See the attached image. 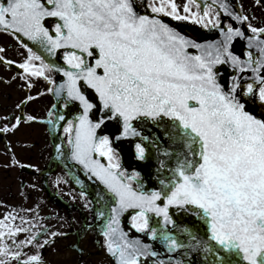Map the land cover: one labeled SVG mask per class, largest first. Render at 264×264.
Wrapping results in <instances>:
<instances>
[{
  "label": "water",
  "instance_id": "95a60500",
  "mask_svg": "<svg viewBox=\"0 0 264 264\" xmlns=\"http://www.w3.org/2000/svg\"><path fill=\"white\" fill-rule=\"evenodd\" d=\"M206 1L223 12L218 1ZM49 19L59 23L60 35L44 27ZM234 42L257 56L256 66L233 52ZM33 48L62 76L57 93L65 91L82 109L73 151L62 162L73 186L102 207L95 227L104 231L110 260L120 247L138 264H183L167 247L175 239L191 264H208L195 250L214 264H264V118L247 105L253 96L239 91L240 83L261 72L248 70L264 69V39L245 35L240 24L194 42L141 13L135 0H33ZM60 50L80 54L81 66L60 65ZM99 130L123 164L137 140L145 143L144 161L137 164L144 190L131 188L94 156ZM138 211L157 230L152 240L124 236L127 216ZM89 236L82 264H105L102 255L87 257L97 244L93 229ZM163 251L178 261L163 262ZM72 252L67 257L51 249L46 260L79 264Z\"/></svg>",
  "mask_w": 264,
  "mask_h": 264
},
{
  "label": "flooded vegetation",
  "instance_id": "af4514ba",
  "mask_svg": "<svg viewBox=\"0 0 264 264\" xmlns=\"http://www.w3.org/2000/svg\"><path fill=\"white\" fill-rule=\"evenodd\" d=\"M135 1L142 12L163 18L195 41L208 38L217 29L233 28L241 20L247 33L264 38V0H215L224 14L206 0ZM45 26L52 34L61 33L55 21H47ZM243 56L251 58L244 50ZM57 60L69 68H77L82 62L81 56L71 51L60 52ZM60 78L33 49V0H0V264H52L46 260L48 252L64 251L70 233L80 236L95 224V210L102 214L95 200L73 187L63 163L54 156L56 142L65 153L71 151L75 121L81 114L65 91L55 95ZM262 85L254 104L264 113ZM241 92L248 95L255 89L246 83ZM89 115L93 118V113ZM95 151L129 185L143 189V179L135 169L146 153L141 140L133 144L125 165L106 134L100 133ZM155 232L141 213L130 215L124 225L130 240L134 234L138 238L148 234L151 239ZM100 237L104 246L105 238ZM167 244L177 249L183 264H191L193 258L184 246L175 240ZM91 252L98 254L99 250ZM128 253L127 249L119 250V260ZM162 255L163 262L178 261L166 257L165 252ZM193 255L214 264L203 258L201 250ZM59 260L53 264H64L63 258Z\"/></svg>",
  "mask_w": 264,
  "mask_h": 264
}]
</instances>
